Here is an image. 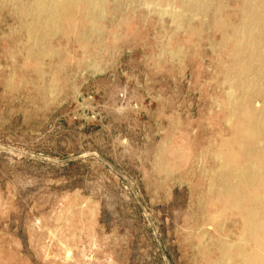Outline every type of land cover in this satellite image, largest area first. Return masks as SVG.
Segmentation results:
<instances>
[{"label": "rangeland", "instance_id": "obj_1", "mask_svg": "<svg viewBox=\"0 0 264 264\" xmlns=\"http://www.w3.org/2000/svg\"><path fill=\"white\" fill-rule=\"evenodd\" d=\"M123 1L110 0L85 55L54 34L38 72L24 63L18 7L0 0V264H206L196 239L214 234L200 206L206 150L228 133L215 103L221 34L210 17L189 36ZM182 138L192 156L161 170Z\"/></svg>", "mask_w": 264, "mask_h": 264}, {"label": "bare ground", "instance_id": "obj_2", "mask_svg": "<svg viewBox=\"0 0 264 264\" xmlns=\"http://www.w3.org/2000/svg\"><path fill=\"white\" fill-rule=\"evenodd\" d=\"M10 1L18 7L21 26L31 41L24 63L38 72L42 57L55 51L50 38L56 33L73 38L83 55L92 44L91 35L96 34L101 42L102 21L110 3ZM138 1L161 16L169 15L189 36L199 34L208 17L221 34L218 46L225 52L221 72L226 87L214 102L221 108L228 133L220 135L206 150L211 165L200 206L203 223L211 224L214 234L211 242L204 239V233L196 239L206 264H264V0H236L228 11H224L227 0H124L120 4ZM46 91L42 88L43 93ZM170 144L157 163L165 172L192 156L191 144L184 138ZM232 216L236 217L237 229L230 236L225 223Z\"/></svg>", "mask_w": 264, "mask_h": 264}]
</instances>
